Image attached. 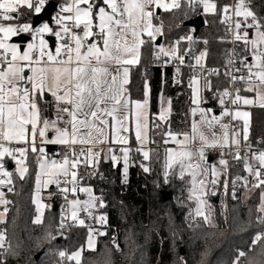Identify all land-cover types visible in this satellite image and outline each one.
Returning a JSON list of instances; mask_svg holds the SVG:
<instances>
[{"label":"snow or ice","instance_id":"1","mask_svg":"<svg viewBox=\"0 0 264 264\" xmlns=\"http://www.w3.org/2000/svg\"><path fill=\"white\" fill-rule=\"evenodd\" d=\"M184 4L190 9L202 6L205 14L222 15L221 23L232 37L231 42L239 46L228 53L223 73L228 86L222 90H213L208 79L221 73L218 69L204 67L207 52L192 55L195 51L192 45L196 43L192 35L180 37L168 47L157 43L164 32L156 10L170 12L181 9ZM46 6H51L50 0H0V204L6 206L12 203L4 198L3 187L12 184L13 176L5 169V157H10L19 165V176L23 179L28 172L25 163L27 154L37 153L39 172L35 175V203L40 215L34 223H42L43 209L48 207L41 202V189L54 184L65 194L66 200L68 193H87L88 199L74 198L67 205L71 219L84 226L85 221L78 217L80 211H86L91 217V210L97 207L98 201L100 207L105 206L99 197L93 195L91 187H79L78 168L81 163L85 167L91 165L94 171L98 169L103 149L94 146H127L134 139L141 145L137 151L142 152L145 160L149 159L150 150H143V145L149 141L151 88L145 81L144 99L134 100L129 87L132 68L141 64L142 50L147 45L153 50V60L159 61L162 66L175 62L172 66L176 77L181 75L180 66L185 65V56L195 60L194 65H187L194 69L188 82L192 90L191 103L195 105L191 108L193 119L190 131L166 133L171 142L184 149L168 150L167 167L178 164L181 179L187 170L189 199L195 197L199 205L189 215L202 217L211 224L203 210L205 201L197 193L206 194L205 174L209 170L214 176L224 173L222 170L218 172L214 165L202 167L201 161L207 159L205 148H216L218 145L231 147L234 144L239 149L242 140L248 141L251 113L240 110L241 106L264 108V14L255 11L252 0L224 4H219L218 0H170V3L165 0H63L58 6L59 11L50 18V23L39 20ZM25 13L27 21L19 23ZM20 35L30 37L26 48L22 49L21 43H9L12 37ZM46 35L52 39L46 38ZM182 40H187L190 45L183 52L179 47ZM174 82L181 83L180 79ZM203 91L213 92V99L220 105L219 114L212 108L201 106L207 102ZM46 96L52 97L54 119L42 116L41 105L49 103ZM158 100L160 109L155 120L166 121L172 111V99L161 94ZM225 118L243 122L242 137L235 125L225 122ZM159 127L158 122L152 124L153 130ZM217 127L220 129L219 136L216 134ZM178 136L183 139H178ZM197 140L201 147L196 151L187 150L186 145ZM13 143L22 146H7ZM47 145L63 146L62 154H53L61 158H49ZM77 145L81 147L77 149ZM116 151L115 148L108 149V158L114 164L120 163L121 159ZM118 151L122 154L126 176L131 148L121 147ZM247 151L248 160L244 167L248 176L236 179L242 181L243 187L251 183L262 188L264 151L253 150L251 146ZM235 158L244 159L239 151L235 153ZM219 163L226 166L228 162L221 159ZM142 167L146 172L149 170L146 166ZM249 176L252 181H249ZM61 183L68 186L60 188ZM208 183L215 186L218 181L213 179ZM222 186L227 191V182ZM7 191L13 192L14 188L8 187ZM261 198L264 201V192ZM7 211L5 207L0 212V223H5ZM259 211L264 214V203ZM93 219H98L102 225L106 222L104 215ZM257 219L264 223V215ZM60 224L62 234L64 217ZM102 235H107V232L89 228L86 248L82 247L71 255L58 251L57 255L81 264L83 252L95 251V237ZM54 238L50 233L46 237L49 241ZM5 241L6 230H0V250L5 248ZM261 241H264V232L254 235L250 250ZM112 244L119 250L116 241ZM8 248L11 249V244ZM4 255L6 253L0 252V257ZM246 255L238 250L232 264H240L241 258ZM0 264H6V260L0 258Z\"/></svg>","mask_w":264,"mask_h":264},{"label":"trees","instance_id":"2","mask_svg":"<svg viewBox=\"0 0 264 264\" xmlns=\"http://www.w3.org/2000/svg\"><path fill=\"white\" fill-rule=\"evenodd\" d=\"M253 5L258 14H264V0H253ZM185 13L188 15L185 16ZM199 15L204 16L205 26L195 38V45L201 47L203 41H207V63L224 65L228 45L223 40L219 14H205L202 8L193 10L186 4L179 10L161 11L158 16L159 22L163 24L162 43L170 45L180 37L193 36L194 29L185 27L184 23ZM27 19L25 13L21 20L26 22ZM187 46L188 41L182 40L179 45L181 52ZM142 52L141 64L133 72L129 86L132 98L144 99V84L147 81L151 88V122L159 113L158 98L161 94L172 99L170 118L163 127L150 130L147 172L136 164L139 154L134 150L133 163L129 166L126 180L122 162L114 166L110 159L106 160L101 155L98 169L89 175L86 186L91 187L93 194L103 201L104 207H100L97 202V212L107 217L111 232L118 234L119 250L110 243L108 237L96 238L95 251H84L81 264H232L238 250L247 254L241 258L240 264H264V241L250 250L254 235L264 232V223L257 219L264 215L258 210L264 187L254 190L243 202L231 204L229 210L225 208L221 194L219 201L209 195L215 206V225L210 226L189 215L194 210L193 202L188 200L189 180L186 177L181 179L177 172L165 177L164 134L166 131L175 134L190 131L192 90L185 85H174L170 70L148 67L151 63V46L146 45ZM210 80L213 90L228 86L223 74ZM204 98L207 102L202 107L212 108L215 113L220 110V105L213 99V92L205 91ZM46 99L49 103L41 105L42 116L54 119V104L50 96H46ZM250 124L251 140H264V108H251ZM48 151L62 152L63 148L49 145ZM32 160L33 155L30 154L28 172L24 178H15L13 208L4 224L11 244L7 255L8 264H55L52 251L58 243L46 237L49 233L53 236L57 231L60 215L51 207L46 211L42 223H34L36 207L33 196L38 166L33 165ZM49 192L54 194L53 190L49 189ZM164 192L169 193L167 200H164ZM55 200L53 195L51 204ZM88 235V229L72 231L71 245L74 252L86 248ZM42 250L43 255L36 261L35 256Z\"/></svg>","mask_w":264,"mask_h":264},{"label":"built area","instance_id":"3","mask_svg":"<svg viewBox=\"0 0 264 264\" xmlns=\"http://www.w3.org/2000/svg\"><path fill=\"white\" fill-rule=\"evenodd\" d=\"M52 1L56 3V9H55V11L52 14V17H54L56 12L59 11V7L58 6L63 2V0H50V2H52ZM218 1H223L225 3H234L235 2V0H218ZM165 2H169L170 3V0H165ZM252 3H253V0H252ZM201 8H202V6L197 7L195 9H193V10H198V9H201ZM160 10L163 11V9H160ZM222 19H223V16L221 15V20ZM19 23H24V21H22L20 19ZM52 26H55V25L52 24ZM222 32H223V40L228 45V47H227V49L225 51V56H226V59H227L228 53L232 49L238 48L239 46L237 44L231 42L232 41V37L227 33V30H226V27H225L224 24H222ZM13 38H15V37H12V39ZM193 39L195 40V37ZM204 42L205 41H203L201 47H198L195 44L192 45V47H194V49H195V51H194V53L192 55H198L200 52H204V51L208 52V42L207 41H206L207 43H204ZM189 46L190 45H189V42H188L187 48ZM174 63L175 62L173 61L170 64H168L167 66H162L159 61H154L153 60V50H152L151 63H150V65L148 67L149 68H158V69H161L163 71L164 70H170L171 73H172V81H173L174 85H185L186 87H188L189 78L192 76L194 69L188 67L187 65H189V64L194 65L195 64V60L191 59L189 56H185V65H181L180 66L181 67V75H180V77H176L175 69L172 66ZM204 67L206 69H208V70L218 69L221 74H223L224 71H225V64L224 65L208 64L206 59L204 61ZM143 68H145V67H143ZM204 74L207 75V73H204ZM214 77H218V76H209L208 79H211V78H214ZM176 79H180L181 83H179V84L175 83L174 81ZM244 108H246V106H241V109H244ZM217 112L219 114L220 110L217 111ZM225 122H227L229 124H234L235 127H236V130L241 132V137H242V135H243V131H242L243 122L242 121H231L228 118H225ZM216 134H217V136L220 135L219 127H217V129H216ZM262 141H264V140L263 139H258L257 141L253 142L251 140V138H250V135H249V139H248L247 142H244L242 140L241 146H240L239 149H237L234 144L231 147H221V146L218 145L216 148H205V155L207 156V158L211 157L213 159L212 163H209V164H214L217 167L222 168V171L224 173V174H221V175L216 176L214 178H211V180H213V179L217 180L218 183L215 186H213L212 184L209 185V193H210L209 195L211 197L217 198V200L219 201L218 197L221 194L222 195V201H223L224 206H225V208L227 210L230 209V205L231 204H238V203H241L244 200H246L250 196V193L257 189V187L252 186L251 183H249V185L247 187H243L242 186V181H238L236 178L237 177L248 176V173H247V171L245 170V167H244L245 163L248 160V151L247 150H248L249 146H251V148L253 150L264 151V142H262ZM7 146L15 148V147H21L22 145H16L15 143H13V144L7 145ZM48 146L49 145H47V152H48L49 158L60 159L61 156H54L53 154L54 153H61L62 154L63 151L62 152L61 151H56V152L51 153V152L48 151ZM58 147L59 148H63V146H58ZM80 147H81L80 145L76 146L77 149H79ZM84 147H87V146H84ZM94 147L97 148V149L100 148L99 146H94ZM193 147L194 148H198L199 146L197 145V143H194ZM237 151L240 152L241 157H244V159L237 160L235 158V153ZM30 154L33 155V160H32L33 165L39 167L38 160H37L38 154L37 153H32V152H29L27 154L26 161H25L26 166L28 167ZM17 155H19V154H17ZM221 159L227 160L228 163H227L226 166L225 165H221L219 163ZM144 163H145L144 157L138 156L136 158V164L137 165L142 167V165L144 166ZM10 165H12L13 167L10 168ZM18 168H19V165H17L15 163V161H13L10 157H5V169L8 170V171H11L13 173L12 184L11 185H6V186L3 187V191L5 193V197L4 198L7 199V200L12 201V203L8 204L6 206L0 204V212H2L5 207H7V209H8L7 213L4 216L5 222H6L8 214L10 213V211L13 208L12 196L15 193V178L16 177L20 178L19 172H18ZM89 175H90V173L86 169L85 165L83 163H81L79 165V168H78L79 187H86V183H87V180L89 178ZM249 181H252V177H250V176H249ZM224 182H227V185H228L227 191H225L223 186H222ZM53 186H54V189H53L54 194L53 195L56 198L54 203L56 202L58 204V211L57 212L60 215V220H59V224L57 226V231L53 235L55 237L54 239L58 243V246H56L53 249V251H52V254H53L54 259H55V264H75L74 261L69 260L67 258H60L57 255L58 251H65L69 255L74 253V251L72 250V245H71V242H72V231L74 229H88L89 230V228H92V229H95V230L104 231V232H107V235L96 236V238L108 237L111 244H112V241H116L117 243H119L118 234L116 232H111V226L108 223L107 217H106V222L103 225L100 223V221L98 219H93V217H97L98 218L99 216L103 215V214H98L97 207L91 210L92 213H93V216H91V217L87 214L86 211H80L79 212L78 217H79V219H83L85 221V225L84 226H81L79 224L78 220L77 221H73L71 219V212H70V209L67 207L68 203L74 198H79L82 201L86 200L87 197H86L85 193L79 192V191L75 195H73L71 193H68L67 194V200H66L65 199V194L62 193L60 191V189L57 188L56 185L53 184ZM66 186H68V185H65L64 183H61L60 188H63V187H66ZM8 187H13L14 191L13 192H8L7 191ZM53 204H52V206H53ZM62 217H64V225H63V231H62V234H61L60 221H61ZM4 224L5 223H0V230H6L5 227H4ZM8 245H9V241H8L7 233H6L5 248L3 250H0V252L6 253V255H4L3 257H0V258H4L6 260V264H8V262H7V255H8V251H9Z\"/></svg>","mask_w":264,"mask_h":264},{"label":"rangeland","instance_id":"4","mask_svg":"<svg viewBox=\"0 0 264 264\" xmlns=\"http://www.w3.org/2000/svg\"><path fill=\"white\" fill-rule=\"evenodd\" d=\"M22 11H23V10H22ZM210 14H212V13H210ZM46 37H47V35H46ZM29 42H30V41H29ZM9 43H13V42H12V39L9 41ZM26 44H27V43H26ZM26 44H25V48H26ZM163 44H164V43H163ZM170 45H171V44H170ZM170 45L167 44V45H165V46L168 47V46H170ZM204 92H205V91L202 92L203 97H204ZM165 98H166V97H165ZM202 105H203V104H202ZM202 105H201V106H202ZM165 107H166V105H165ZM193 107H195V105H193ZM249 107H253V106H249ZM244 111H248V110H244ZM169 118H170V116H168V118H167L166 121H157V120H153V121L150 123V106H149V111H148L149 133H150V130L152 129V124H153L154 122H158V123L160 124V127H161V126L163 127V126L168 122ZM167 132H168V131L165 132V134H164V138H165V140H169L170 142H169V143H165V142H164L165 145L163 146L164 151L166 152L165 177L169 176L170 174H174V173H176V172H177V174L180 176V174H179V165H178V164H173L171 168H168V167H167V160H168L167 152H168L169 149H176V150H184V149H181V148H180L178 145H176L174 142H171L170 137H168V136L166 135ZM149 133H148V135H149ZM174 134H175V133H174ZM206 134L210 135V133H208L207 131H206ZM149 138H150V137H149ZM177 138H178V139H183L182 136H178ZM145 143H147V142H145ZM194 143H197V145H198L199 147H198V148H194V147H193ZM194 143L186 145L187 150L196 151V150H198V149L201 147L200 142H199L198 140H197L196 142H194ZM143 150H148V149H143ZM132 152H134V151L131 149V152L129 153V166H130V164L133 163V162L131 161V160H132ZM141 153H142V152H141ZM116 155L119 156V157H121V159H120V163L122 162V164H123L122 154H121L120 152H116ZM205 156H206V155H205ZM206 157H207V156H206ZM105 159H106V160H109V158H108V153L105 154ZM144 160H145V159H144ZM147 161H148V160H145L144 166H146V167L148 168V162H147ZM146 162H147V163H146ZM116 165H117V164H114V166H116ZM209 165H214V164H209L208 161H207V159L204 160V161H201V166H202V167H204V168H208ZM129 166H128V170H129ZM214 166L216 167V169H217L218 172L222 170V168H219V167H217L216 165H214ZM143 168H144V167H143ZM86 169L88 170V172H89L90 174L96 172V171L93 170V168H92L91 165H89L88 167H86ZM38 172H39V167H38ZM123 175H124V180H126L127 177H128V172H127V175H126V176H125V174H124V172H123ZM184 177H186V178L189 180V176H188L187 170H185V175H184ZM184 177H183V178H184ZM214 177H216V176H214V175L212 174V172L209 170V171L205 174V185H204V190H205L206 194H201V193H199V192L197 193V195L200 196V198L203 199V200L205 201V205L203 206V210H204L205 214L209 216V218H210V220H211V224H208L207 222H205V221L203 220L202 217H196L195 215H192L194 220H203L206 224H208V225H210V226H214V225H215V223H214V219H213V218H214V214H215V206L211 203V201H210V199H209V194H210V193H209V185H210V183H208V181H210L211 178H214ZM51 186H52V185H49L47 188H42V189H41V192H40L41 202H42L43 204H45V205H48V207H46V208L43 209L42 220H43V217H44L46 211L50 210L51 207H52V204H51L50 201H51V199H52V197H53V194L49 192V189H50ZM189 186H190V184H189ZM86 187H88V186H86ZM197 187H199V185H198ZM252 192H253V191H252ZM252 192L250 193V195L252 194ZM85 194H86V197H87V199H88L87 193H85ZM93 195H94V194H93ZM189 196H190V192H189ZM35 199H36V191H35V189H34L33 202H34L35 207H36V216H35V219H36V217H37L38 215H40V213L37 211V204L35 203ZM188 200H189V202L191 201V202H193V204H194V210H192V213H194V212H195V208H196L197 206H199L198 203H197V200H196L195 197H193L192 199H189V198H188ZM262 203H264V201H262ZM262 203H261V204H262ZM261 204H260V206H261ZM260 206H259V208H260ZM259 208H258V210H259ZM35 219H34V221H35ZM95 240H96V237H95ZM86 245H87V244H86Z\"/></svg>","mask_w":264,"mask_h":264},{"label":"water","instance_id":"5","mask_svg":"<svg viewBox=\"0 0 264 264\" xmlns=\"http://www.w3.org/2000/svg\"><path fill=\"white\" fill-rule=\"evenodd\" d=\"M50 5L51 6H46V10L44 13L41 14V16L39 17V20L40 21H47V22H50L52 23V21L50 20V18L52 17V14L53 12L55 11L56 9V3L55 2H50ZM157 13L158 15L161 13V10L158 9L157 10ZM33 23L35 24L36 23V19L35 17H33ZM184 26L185 27H191L194 29V37L196 38L201 29L205 26V19H204V16L203 15H199L195 18H192L188 21H186L184 23ZM48 39H52V38H49V37H46ZM30 41V37L27 36V35H21V36H18V37H15L12 39V42L13 43H21L22 44V49L25 48V44L28 43ZM157 43H162V37L159 38L157 40ZM218 114V112H216ZM207 161L208 163H212L213 159L211 157H208L207 158ZM13 166L10 165V168H12ZM54 189V186L52 185L50 187V190H53ZM168 196H169V193L168 192H164L163 193V197H164V200H167L168 199ZM52 210L54 212H57L58 211V204L55 202L52 206ZM44 253V250H42L41 252H39L36 256H35V260L38 261L40 259V257L43 255Z\"/></svg>","mask_w":264,"mask_h":264},{"label":"crops","instance_id":"6","mask_svg":"<svg viewBox=\"0 0 264 264\" xmlns=\"http://www.w3.org/2000/svg\"><path fill=\"white\" fill-rule=\"evenodd\" d=\"M138 66H139V65H138ZM138 66H134V67L132 68V71H131V78H132V74H133V72L135 71V69H136ZM245 95H249V96H251L252 94L247 93V94H245ZM50 98H51V100H52V97H51V96H50ZM149 100H150V98H149ZM53 104H54V103H53ZM251 108H252V107L246 106V108H244V109H240V110H242V111H244V110H248V111L251 113ZM250 122H251V115H250ZM150 123H151V118H150ZM149 137H150V133H149ZM133 144H134V147L132 146ZM150 144H151V143H150V138H149V141L143 145V149H148V150H150V147H151ZM55 146H61V145H55ZM95 146H99V147H100L99 149H103V155H104V157H105V154L108 153V149H109L110 147H111V148H115V149H117L116 152H119L118 149H120L121 147H130L131 149H132V147H133L134 149H132V150H134L135 152H137V153L139 154V156H142V157H143L142 153L137 151V148H140L141 145L139 144V142L135 141L134 139H132L130 145H127V146H125V145H119V144H104V145H99V144H97V145H95Z\"/></svg>","mask_w":264,"mask_h":264}]
</instances>
